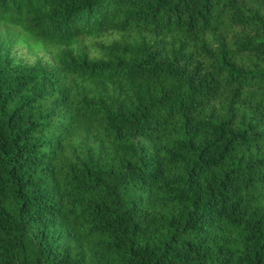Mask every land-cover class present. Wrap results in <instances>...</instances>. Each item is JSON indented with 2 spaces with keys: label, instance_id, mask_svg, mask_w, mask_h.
Here are the masks:
<instances>
[{
  "label": "trees",
  "instance_id": "trees-1",
  "mask_svg": "<svg viewBox=\"0 0 264 264\" xmlns=\"http://www.w3.org/2000/svg\"><path fill=\"white\" fill-rule=\"evenodd\" d=\"M0 264H264V0H0Z\"/></svg>",
  "mask_w": 264,
  "mask_h": 264
},
{
  "label": "rangeland",
  "instance_id": "rangeland-1",
  "mask_svg": "<svg viewBox=\"0 0 264 264\" xmlns=\"http://www.w3.org/2000/svg\"><path fill=\"white\" fill-rule=\"evenodd\" d=\"M14 55L27 63H35L40 58L47 60L51 56L44 50H39L37 52L31 50L27 45L19 44L14 47Z\"/></svg>",
  "mask_w": 264,
  "mask_h": 264
}]
</instances>
